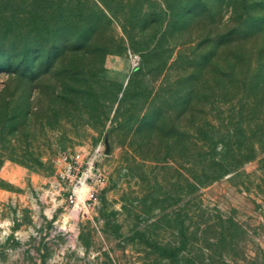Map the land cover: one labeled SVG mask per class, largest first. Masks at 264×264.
Masks as SVG:
<instances>
[{
  "label": "rangeland",
  "instance_id": "obj_1",
  "mask_svg": "<svg viewBox=\"0 0 264 264\" xmlns=\"http://www.w3.org/2000/svg\"><path fill=\"white\" fill-rule=\"evenodd\" d=\"M151 1L164 8L165 0ZM120 21L112 19L106 30L112 52L60 57L57 64H79L67 91L44 82L0 95V264H264V166L258 159L244 164L240 175L184 196L177 145L168 152L162 147L160 157L168 154L156 159L145 143L139 149L132 131L111 132L117 100L140 59ZM202 21L175 35L172 41L182 44L175 52L193 50L207 28ZM261 45L264 32L247 40L245 50L254 55ZM6 77L0 73V92ZM74 153L77 169L62 178ZM90 188L96 197L88 204ZM181 218L189 242L163 257L151 243L178 246Z\"/></svg>",
  "mask_w": 264,
  "mask_h": 264
},
{
  "label": "trees",
  "instance_id": "obj_2",
  "mask_svg": "<svg viewBox=\"0 0 264 264\" xmlns=\"http://www.w3.org/2000/svg\"><path fill=\"white\" fill-rule=\"evenodd\" d=\"M164 2L156 9L151 0H0V73L7 74L0 95L44 82L67 91L79 64H57L60 57L115 50L105 34L118 18L140 59L121 90L110 130L132 131L139 149L145 143L156 159L177 145L180 190L189 196L225 175H240L255 159L264 166V45L254 55L245 50L247 40L264 32V0ZM202 20L207 28L196 35L193 50L175 52L182 46L172 41L175 35ZM150 27L156 29L148 33ZM179 234L176 247L151 244L161 256H175L189 242L184 218Z\"/></svg>",
  "mask_w": 264,
  "mask_h": 264
},
{
  "label": "built area",
  "instance_id": "obj_3",
  "mask_svg": "<svg viewBox=\"0 0 264 264\" xmlns=\"http://www.w3.org/2000/svg\"><path fill=\"white\" fill-rule=\"evenodd\" d=\"M64 158H66V156H64ZM71 159H68V161L66 162L63 170H61L59 172L60 176L62 178H69L70 176L74 175V171L77 169V166H76V162H77V159L79 158V154L78 153H74L73 155H71L70 157ZM85 181V179L81 182L79 181V183H81V185L83 184V182ZM79 189L80 187H76L75 188V192H79ZM96 197V190L95 189H88V195L87 197L83 200V202H85V200L87 199L88 200V204L91 203L92 199H95ZM68 200L70 202H74L75 200V193H74V190L71 191L69 194H68Z\"/></svg>",
  "mask_w": 264,
  "mask_h": 264
},
{
  "label": "bare ground",
  "instance_id": "obj_4",
  "mask_svg": "<svg viewBox=\"0 0 264 264\" xmlns=\"http://www.w3.org/2000/svg\"><path fill=\"white\" fill-rule=\"evenodd\" d=\"M84 185V184H83ZM83 185L80 187V189H79V192H81L80 190H82L83 189Z\"/></svg>",
  "mask_w": 264,
  "mask_h": 264
}]
</instances>
